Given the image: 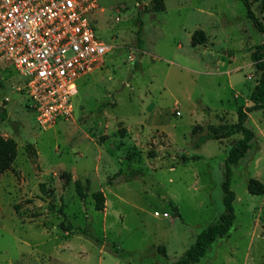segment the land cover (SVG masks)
I'll return each mask as SVG.
<instances>
[{
	"label": "rangeland",
	"instance_id": "obj_1",
	"mask_svg": "<svg viewBox=\"0 0 264 264\" xmlns=\"http://www.w3.org/2000/svg\"><path fill=\"white\" fill-rule=\"evenodd\" d=\"M96 2L92 20L110 51L79 78L69 116L38 121L22 77L0 61V134L18 145L0 173V264H173L225 211V160L242 135L194 143L251 104L260 76L251 53L264 32L244 0H164V10L155 0ZM250 7L264 25V2ZM196 29L207 40L194 46ZM246 125L255 136L231 165L236 219L195 264H264V193L247 189L250 178L264 183V110Z\"/></svg>",
	"mask_w": 264,
	"mask_h": 264
},
{
	"label": "built area",
	"instance_id": "obj_2",
	"mask_svg": "<svg viewBox=\"0 0 264 264\" xmlns=\"http://www.w3.org/2000/svg\"><path fill=\"white\" fill-rule=\"evenodd\" d=\"M96 8V0H0V61L22 77L43 124L73 112L79 78L110 51L92 20Z\"/></svg>",
	"mask_w": 264,
	"mask_h": 264
},
{
	"label": "trees",
	"instance_id": "obj_3",
	"mask_svg": "<svg viewBox=\"0 0 264 264\" xmlns=\"http://www.w3.org/2000/svg\"><path fill=\"white\" fill-rule=\"evenodd\" d=\"M254 1L264 2V0ZM244 3L248 11V17L253 20L258 29L264 32V25L258 20V18L251 10L250 0H244ZM155 8L157 10H164V0H155ZM142 26L143 22L140 21L136 33L138 46L140 48L143 44ZM206 40L207 36L202 29H196L192 33V45L196 46L198 44L204 43ZM251 58L256 69L260 72L259 79L250 95L251 104L248 106H240L238 108L237 119L235 122L220 123L217 125L208 124L206 132L200 135L198 140L194 143L195 147H199L201 144L210 139H223L236 134L242 135V137L238 139L231 147L225 160V179L222 182V189L224 192L223 204L225 207V211L221 214L220 220L218 222L209 225L207 228L201 230L196 234L194 244L188 247L185 252L176 261L173 262V264H195L199 262L200 259L205 256L210 244H212L218 238L227 236L236 219L233 205V202L235 200V192L230 187L231 165L238 163V161L243 156H245L246 151L249 148V142L255 136L254 131L246 125L248 113L260 109L264 110V39L263 42L257 44L254 47V50L251 53ZM2 85L3 82L0 80V86ZM120 132L123 136L125 134V129H120ZM17 155L18 145L16 140L14 138H6L0 134V173H3L12 168ZM192 158L197 159L199 158V156L196 155ZM183 159L187 160L189 159V157H186L184 155ZM62 176H65L67 181L71 180V174L67 171H63ZM75 187L78 195L81 198H85L88 196V185H85L80 179H77L75 181ZM247 189L252 194H263L264 183L259 179L250 178L247 184ZM91 194L95 200L96 209H103L105 205V196L103 192L100 190H95ZM59 211L64 216V218H66L63 207H60ZM66 228L67 230L72 229L71 225H67ZM78 230L79 232H84L79 228ZM99 242H101V239ZM159 249L160 251L165 252L164 247L160 246ZM111 250L119 257H123L128 254L127 252L119 251V249L117 247H114L113 245L111 246Z\"/></svg>",
	"mask_w": 264,
	"mask_h": 264
}]
</instances>
